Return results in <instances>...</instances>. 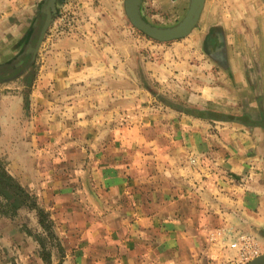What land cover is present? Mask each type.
I'll return each instance as SVG.
<instances>
[{
    "label": "crops",
    "instance_id": "1",
    "mask_svg": "<svg viewBox=\"0 0 264 264\" xmlns=\"http://www.w3.org/2000/svg\"><path fill=\"white\" fill-rule=\"evenodd\" d=\"M46 1L0 0V46ZM133 3L56 0L28 109L0 89V159L54 235L0 214V264H246L231 244L264 247V0H200L188 23L192 0Z\"/></svg>",
    "mask_w": 264,
    "mask_h": 264
},
{
    "label": "rangeland",
    "instance_id": "2",
    "mask_svg": "<svg viewBox=\"0 0 264 264\" xmlns=\"http://www.w3.org/2000/svg\"><path fill=\"white\" fill-rule=\"evenodd\" d=\"M42 23H43V17L40 15L37 17L36 23L33 25L31 34H29L28 32L29 30H27L28 28H26L27 33L24 34L25 37L17 38V39L10 38V40H8V43L0 46V89L2 90L1 93H12V92H14L15 94L18 93L20 98H22L23 100L24 93L27 91V80L25 79V76L26 78L27 76H31L32 83L35 81L38 75V68L40 64L39 49L35 55L33 63H30L31 55L28 54L26 51L28 47L33 48L35 46ZM164 94H165L164 100L167 102L169 95L168 93H164ZM0 163L2 164L1 167L9 175L7 167L5 165V159L3 158L0 159ZM13 179L19 184V182L15 178ZM31 196L35 199L36 204L40 207L38 198L35 197L34 195ZM3 204H4L3 200L0 198V214L10 219L15 217V221L17 222L16 224L18 226H39L37 224V216L35 215L34 212L26 209L27 211H29L28 213L25 214L22 213L20 215L16 213L11 216L10 215L11 212H9V208L4 206ZM47 214H48V219L51 221L49 213ZM51 224L53 226L52 221ZM52 226H51L50 235L46 234L47 235L46 239L48 243L50 242L53 243L54 240V235L52 234ZM30 230L28 234L29 235L32 234L33 237H35L37 240H40V238H38V236L34 232H32L33 230L32 227H30ZM262 254H264V247H261L260 254H258L257 257ZM251 260L252 259H250L246 264H248Z\"/></svg>",
    "mask_w": 264,
    "mask_h": 264
},
{
    "label": "trees",
    "instance_id": "3",
    "mask_svg": "<svg viewBox=\"0 0 264 264\" xmlns=\"http://www.w3.org/2000/svg\"><path fill=\"white\" fill-rule=\"evenodd\" d=\"M25 79L27 80V91L23 96V108L27 110L32 77L27 76L26 78L25 76ZM1 166L2 164L0 163V198L3 200V205L9 208L10 215L16 214L22 208L32 211L37 216V224L47 235H50L52 224L48 219V214L36 204L35 199L10 177Z\"/></svg>",
    "mask_w": 264,
    "mask_h": 264
},
{
    "label": "water",
    "instance_id": "4",
    "mask_svg": "<svg viewBox=\"0 0 264 264\" xmlns=\"http://www.w3.org/2000/svg\"><path fill=\"white\" fill-rule=\"evenodd\" d=\"M200 0H192V5H191V11L189 13V19L186 21V23H188L190 20H193L196 18L197 13H198V4H199ZM131 3H133V0H126V4L129 7V11H128V16L130 18L134 17L133 13L130 12V5ZM134 4V3H133ZM44 21L42 23V26L40 28L39 34H38V38L36 41L35 46L32 47H28L27 49V53L31 55V60L30 63H33L35 55L44 39V36L48 30V28L50 27V24L52 22V20L55 18L56 16V0H47L46 1V6H45V10H44ZM144 32H146L149 36H152L154 38H159V34H156L155 32H153L151 29L143 26L142 29ZM161 39V38H160ZM248 264H264V254L256 257L255 259H253L252 261H250Z\"/></svg>",
    "mask_w": 264,
    "mask_h": 264
},
{
    "label": "built area",
    "instance_id": "5",
    "mask_svg": "<svg viewBox=\"0 0 264 264\" xmlns=\"http://www.w3.org/2000/svg\"><path fill=\"white\" fill-rule=\"evenodd\" d=\"M71 16H73V14H71ZM71 16H69L67 13L62 15L61 21H63L59 26L60 29L62 28V30L65 29L66 31L71 30V28L74 26ZM231 247H236V249L239 251L240 257L244 260L247 259L249 261L250 259L257 257L259 254L256 242L247 237H241L235 243L231 244Z\"/></svg>",
    "mask_w": 264,
    "mask_h": 264
}]
</instances>
